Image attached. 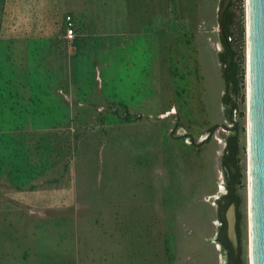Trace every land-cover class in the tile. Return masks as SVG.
I'll list each match as a JSON object with an SVG mask.
<instances>
[{"label":"rangeland","instance_id":"rangeland-1","mask_svg":"<svg viewBox=\"0 0 264 264\" xmlns=\"http://www.w3.org/2000/svg\"><path fill=\"white\" fill-rule=\"evenodd\" d=\"M220 6L0 0V178L12 191L0 183V264H227L216 242L230 131ZM232 9V47L241 49L244 67V100L232 117L245 127L249 264L246 0ZM52 96L64 110L34 122L32 103ZM31 186L49 189L48 208L38 209Z\"/></svg>","mask_w":264,"mask_h":264},{"label":"water","instance_id":"water-1","mask_svg":"<svg viewBox=\"0 0 264 264\" xmlns=\"http://www.w3.org/2000/svg\"><path fill=\"white\" fill-rule=\"evenodd\" d=\"M231 0H222L219 26ZM246 132L249 264H264V0H246ZM227 236L235 251V204L225 212Z\"/></svg>","mask_w":264,"mask_h":264},{"label":"trees","instance_id":"trees-1","mask_svg":"<svg viewBox=\"0 0 264 264\" xmlns=\"http://www.w3.org/2000/svg\"><path fill=\"white\" fill-rule=\"evenodd\" d=\"M222 1V0H221ZM240 1V0H239ZM236 0H231L229 6L225 10L223 24L224 34H221V42L224 47L220 53V62L222 63V76L226 85V93L223 95V100L229 104L230 117L229 121L231 126L224 125L229 129V133L225 137V148L221 157V165L225 177V193L219 195L216 199L217 203V219L220 224L216 233V242L221 245L225 253L227 264H244L243 253V213L242 206L244 204L241 189L243 184V172L241 169V152L244 151V146L240 143V134L244 130V125L240 123V119L236 120L232 117V111L238 110L240 101L244 100V95L239 96L240 90L244 86V67L243 55L241 49L235 50L232 47V36L234 31H230L231 25L234 21L235 11L232 9ZM236 38L243 41V24L242 20L236 23ZM235 38V36H234ZM241 99L238 100L237 98ZM126 108V107H125ZM244 112L239 111V118L243 116ZM216 126L210 127L208 134H213ZM235 204L236 211V234L238 239V248L232 246L227 236V223L225 212L230 204Z\"/></svg>","mask_w":264,"mask_h":264},{"label":"crops","instance_id":"crops-1","mask_svg":"<svg viewBox=\"0 0 264 264\" xmlns=\"http://www.w3.org/2000/svg\"><path fill=\"white\" fill-rule=\"evenodd\" d=\"M41 36H43V35H37V37H35V35H33L32 36V38H37V40H39L40 38H41ZM48 36V35H47ZM46 37V36H45ZM38 45V44H37ZM39 47V46H38ZM44 66V65H43ZM39 70H41L40 68H39ZM224 88H225V84H224ZM53 97V96H52ZM55 97H57V96H54L53 97V99H52V101H50L51 99L49 98V97H47L48 99L47 100H45L44 98H43V100H36L35 102H33L32 103V120L34 121V122H36L41 116H43V115H46L47 113H51V112H53V109H55V107H57L58 109H59V112L63 109V108H61V106H59V104L56 102V98ZM54 98H55V100H54ZM39 99V98H38ZM60 102V101H59ZM50 104L52 105V104H54V106H53V108H51L50 107ZM60 104H62L61 102H60ZM46 106V107H44V106ZM41 106V107H40ZM173 108L175 109V112H170L169 113V115H171V114H176L177 113V110H176V107H174L173 106ZM46 109V110H45ZM64 110V109H63ZM168 112V110H166V112H164V114L165 113H167ZM168 115V116H169ZM47 121V120H46ZM51 123V122H50ZM6 179H7V176H4L3 175V177H1L0 178V183L1 184H5V186H4V190L6 191L5 193H9V194H11L12 195V191H11V189H9L8 187H6V185H9V183L6 181ZM38 179H39V177H38ZM39 185V184H38ZM18 188H21V189H19V190H22V192H28V191H26V189L25 188H23L22 186L21 187H19L18 186ZM44 187L42 186V187H40V186H36V187H32L31 186V189L29 190L31 193H32V195H38L39 194V198H40V202H38L39 204H38V209H40V208H42V207H44V208H48L49 207V205H50V201H49V198H50V195H49V189L47 188L46 189V187H45V191H43L44 189H43ZM1 193V192H0ZM45 194H47V195H45ZM4 197V196H3ZM14 197V196H13ZM45 204H46V206H45Z\"/></svg>","mask_w":264,"mask_h":264},{"label":"built area","instance_id":"built-area-1","mask_svg":"<svg viewBox=\"0 0 264 264\" xmlns=\"http://www.w3.org/2000/svg\"><path fill=\"white\" fill-rule=\"evenodd\" d=\"M67 33L66 37L69 41H72L74 37L76 36L75 28L73 27V23L71 21V17L67 16ZM231 124H228L230 126Z\"/></svg>","mask_w":264,"mask_h":264},{"label":"flooded vegetation","instance_id":"flooded-vegetation-1","mask_svg":"<svg viewBox=\"0 0 264 264\" xmlns=\"http://www.w3.org/2000/svg\"><path fill=\"white\" fill-rule=\"evenodd\" d=\"M225 13V12H224ZM218 17H219V15H218ZM223 18H224V15H223ZM227 125V124H226ZM231 126V125H230ZM230 126H228V127H230Z\"/></svg>","mask_w":264,"mask_h":264}]
</instances>
